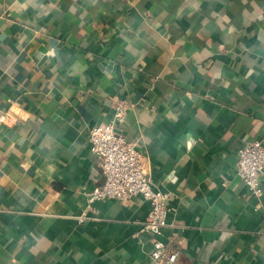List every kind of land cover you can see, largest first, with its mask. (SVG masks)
<instances>
[{
    "label": "crops",
    "instance_id": "1",
    "mask_svg": "<svg viewBox=\"0 0 264 264\" xmlns=\"http://www.w3.org/2000/svg\"><path fill=\"white\" fill-rule=\"evenodd\" d=\"M122 100L174 264H264V193L236 174L264 141V0H0V264H155L147 200L86 201L88 130Z\"/></svg>",
    "mask_w": 264,
    "mask_h": 264
},
{
    "label": "built area",
    "instance_id": "2",
    "mask_svg": "<svg viewBox=\"0 0 264 264\" xmlns=\"http://www.w3.org/2000/svg\"><path fill=\"white\" fill-rule=\"evenodd\" d=\"M127 108L126 101H118L112 121L99 123L88 130V148L97 158L104 181L86 194V201L88 204L102 199L129 202L134 195H141L150 204L139 228V232L151 236L150 258L155 264H174L179 249L162 240L169 213L168 193L152 186L139 139H127L119 130L126 119ZM236 174L253 195L264 193L261 187L264 141L252 139L237 149Z\"/></svg>",
    "mask_w": 264,
    "mask_h": 264
}]
</instances>
